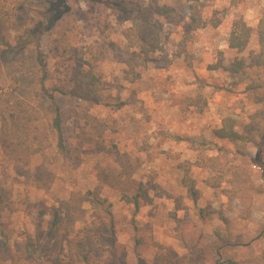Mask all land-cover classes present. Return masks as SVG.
Instances as JSON below:
<instances>
[{"label": "rangeland", "instance_id": "rangeland-1", "mask_svg": "<svg viewBox=\"0 0 264 264\" xmlns=\"http://www.w3.org/2000/svg\"><path fill=\"white\" fill-rule=\"evenodd\" d=\"M162 7L173 15H158ZM0 13L10 20L3 35H34L46 61L43 78L38 51L16 49L1 71L0 264H77L78 251L95 264H190V248L215 241L216 228L245 243L231 247L240 259L264 255V194L241 222V203L230 208L223 192L229 185L207 182L209 158L233 151L213 131L226 117L245 125L259 108L247 86L264 85V67L233 75L211 66L258 51L264 0H0ZM239 18L253 29L242 54L229 47ZM79 55H94L95 70ZM82 70L104 84L93 100L69 95ZM43 88L57 91L60 133ZM259 164L253 179L264 187ZM140 186L136 207L127 199ZM202 209L223 210L227 223L202 219Z\"/></svg>", "mask_w": 264, "mask_h": 264}, {"label": "trees", "instance_id": "trees-1", "mask_svg": "<svg viewBox=\"0 0 264 264\" xmlns=\"http://www.w3.org/2000/svg\"><path fill=\"white\" fill-rule=\"evenodd\" d=\"M197 2L198 0H191ZM156 13L165 18L173 15V11L169 7L158 8ZM221 18L210 20L212 26L220 25ZM55 17V16H54ZM56 18V17H55ZM10 24V20L5 17L4 13H0V77L4 60L9 56L11 51L16 49H25L33 47L38 51V57L41 61V69L43 78L46 75V61L44 55L39 50L38 40L34 35L21 34L8 40L2 32L1 24ZM156 35L153 37L155 48H158V34L154 27ZM253 29L247 24L243 18L236 19L232 24V30L229 37V47L242 54L249 48ZM258 35V51L252 50L249 52L248 58H236L229 65H224L222 61L211 66L212 70H224L230 74L237 75L247 69L264 67V19H261L257 25ZM130 38V35H127ZM132 38V37H131ZM79 62L91 70H95L97 58L91 56L87 58L83 55L78 56ZM75 84L69 95L72 98L80 100H93L101 94L105 87L100 76L95 72L82 70L74 76ZM44 94L47 96L48 105L46 110L52 120V128L60 133L62 131V112L56 101V90H46L43 88ZM1 82H0V93ZM247 92L253 103L259 108L250 115L249 121L239 127L238 121L233 117H226L222 120L221 125L213 131V136L220 141H227L233 146V151L230 152L231 157H226L218 154L208 160V165L213 173V176L207 180L210 187L213 189L221 188L223 183L229 185L228 189L223 192L228 198V206L230 207L235 201H239L243 207V212L240 214L241 222H246L252 215V206L255 195L264 194V187L258 185L253 179V167L259 165L264 166L261 151L264 146V85L256 80L251 81L247 86ZM256 138V139H255ZM258 139V143L256 140ZM250 146L257 148V156L252 157L248 153ZM262 159V160H261ZM227 173V174H226ZM182 184L187 189L188 196L195 202L199 198V191L196 189L195 181L185 171ZM146 194L143 186L139 187L137 194L127 199V202L133 203L136 207L139 205V199ZM2 197L0 195V203ZM231 208V207H230ZM1 209V207H0ZM201 218L209 217L217 219L223 223H227L228 219L224 215L223 210L208 209L199 211ZM56 224L54 221L53 225ZM247 227V223L244 224ZM98 233V231H96ZM215 241L210 244H196L189 250L190 264H264V255H257L252 258L240 259L238 253L232 250L234 246H244L245 243L239 240L236 244L230 242L228 232L216 228L214 231ZM264 234V232H263ZM261 234L260 236H262ZM138 244H143L142 240L137 241ZM33 249H30V252ZM77 264H95L84 251L76 253Z\"/></svg>", "mask_w": 264, "mask_h": 264}]
</instances>
